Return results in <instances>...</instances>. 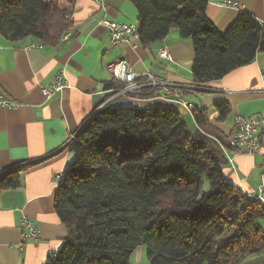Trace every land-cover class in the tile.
Returning <instances> with one entry per match:
<instances>
[{
	"label": "trees",
	"instance_id": "16d2710c",
	"mask_svg": "<svg viewBox=\"0 0 264 264\" xmlns=\"http://www.w3.org/2000/svg\"><path fill=\"white\" fill-rule=\"evenodd\" d=\"M129 1L141 45L164 39L171 28L191 41L193 89L264 53V24L247 12L220 32L207 18L204 0ZM75 2L0 0V36L57 46L74 25ZM123 87L115 79L106 82L104 89L113 90L107 99ZM212 108L214 119L192 105L194 129L169 104L117 99L97 109L68 144L74 160L54 194L67 236L44 264H130L140 246L149 264H243L258 255L264 205L229 181L223 149L234 128L226 135L217 125L230 108L225 102ZM23 168L2 174L0 190L16 188Z\"/></svg>",
	"mask_w": 264,
	"mask_h": 264
},
{
	"label": "crops",
	"instance_id": "0c3cea01",
	"mask_svg": "<svg viewBox=\"0 0 264 264\" xmlns=\"http://www.w3.org/2000/svg\"><path fill=\"white\" fill-rule=\"evenodd\" d=\"M204 1L207 18L220 32L227 30L240 11L264 24V0H226L236 3L237 8L220 5L222 0ZM72 19L73 27L54 47L33 38L11 43L0 36V95L14 105L0 107V176L24 167L18 172L16 188L0 190V264H44L66 238V228L54 210L55 177L62 176L73 162L68 144L82 123L115 100V95L107 99L113 90L104 89V84L114 79L108 65L124 60L131 72L144 78L138 81L140 96L130 101L137 106L161 103L177 107V101L184 99L208 109L214 119L213 104L225 102L230 114L217 128L226 135L236 117H264L263 52L205 88L193 89L188 86L192 79V44L176 28L146 46L136 40L110 47L107 29L100 21L137 25V12L129 0H101L100 4L76 0ZM161 48L167 49L170 60L158 57ZM58 72L64 74L69 88L46 99L42 90ZM152 81L153 85L149 83ZM137 90L138 85H129L124 95ZM189 96H196L197 102H191ZM185 120L190 129L195 128L190 114ZM259 141L255 155H234L232 165L225 168L229 181L247 196L256 192L264 170V127ZM22 217L37 230L38 243L21 244Z\"/></svg>",
	"mask_w": 264,
	"mask_h": 264
},
{
	"label": "built area",
	"instance_id": "2783aa9c",
	"mask_svg": "<svg viewBox=\"0 0 264 264\" xmlns=\"http://www.w3.org/2000/svg\"><path fill=\"white\" fill-rule=\"evenodd\" d=\"M96 4H100L101 0H92ZM220 5L230 8H237V4L231 1L222 0L219 2ZM100 25L104 26L108 32V41L111 48L117 47L122 43H127L135 41L132 37L133 23H121L112 22L106 19L100 21ZM1 49V48H0ZM158 57L165 60H170L168 51L166 48H161L157 51ZM108 71L112 77L119 83L123 84L125 88L129 85H140L138 81L143 80L141 75H136L131 72L129 65L124 61H118L116 63L107 66ZM148 79V78H146ZM150 81V80H148ZM152 83L151 85H153ZM69 88L67 79L64 77L62 72H58L54 75L52 83L45 89L42 90L43 96L49 99L53 94L60 93L64 89ZM122 91V90H121ZM114 94L116 96L123 95ZM179 101V100H178ZM177 101V103H179ZM173 102V101H171ZM174 103V102H173ZM181 106L185 105V102H180ZM0 107L2 108H12L6 107V100H0ZM264 127V117L253 116L247 119L236 117L233 120V136L229 141V144L233 146L232 154H224L227 163L232 165V157L234 155H255L260 148L259 133ZM232 167V166H231ZM58 175L55 177V183ZM258 201H264V170L259 176V184L256 192L253 195H249ZM20 232V242L21 244L31 241L33 243L39 242V234L32 222L27 218L22 217L19 221Z\"/></svg>",
	"mask_w": 264,
	"mask_h": 264
},
{
	"label": "rangeland",
	"instance_id": "374dc122",
	"mask_svg": "<svg viewBox=\"0 0 264 264\" xmlns=\"http://www.w3.org/2000/svg\"><path fill=\"white\" fill-rule=\"evenodd\" d=\"M149 83H154V81H152V82H149ZM121 84V83H120ZM123 85V84H122ZM124 86V85H123ZM125 89V87H123V89H122V91L121 92H123V90ZM138 91H139V89L137 90V92L136 91H134V92H136V93H138ZM148 91V90H147ZM133 92H131V93H128V94H126V95H124V97H123V95H119V96H113L114 98H112V99H115V100H117V99H121V98H123V99H126V100H128V101H131V100H133L132 98V96H130L131 94H132ZM112 97V96H111ZM110 98V97H109ZM108 98V99H109ZM165 98V97H164ZM189 98V100L191 101V102H193L194 104L197 102V99L198 98H196V96H189L188 97ZM165 99H168V98H165ZM170 99H168V101H169ZM110 102H111V100H110ZM163 102V101H162ZM179 103L177 104V110L178 111H181L182 113L183 112H185L186 114L188 113V114H190V111H191V108H183L182 106H181V104H180V102H187V103H190V102H188L187 100H182V99H179V101H178ZM183 111H182V110ZM185 113H183L182 114V117H184V119H185ZM187 126H188V128L190 129V125H188V123H187ZM225 157V156H224ZM226 159V158H225ZM227 161V160H226ZM258 224H259V226L261 227V230L263 231V233H264V219H259L258 221ZM129 263L130 264H149L148 263V261H147V257H146V248L144 247V246H140V247H138V248H136L135 250H134V252L131 254V256H130V258H129ZM243 264H264V247L260 250V252H259V254L258 255H256V256H253V257H250V258H248L245 262H243Z\"/></svg>",
	"mask_w": 264,
	"mask_h": 264
},
{
	"label": "bare ground",
	"instance_id": "6f19581e",
	"mask_svg": "<svg viewBox=\"0 0 264 264\" xmlns=\"http://www.w3.org/2000/svg\"><path fill=\"white\" fill-rule=\"evenodd\" d=\"M132 37L134 38L135 41L138 40L137 26H136V24H133ZM130 91H131V90H129L128 92H130ZM0 100H6V99H5L3 96L0 95ZM11 104H12V103H11L10 101L6 100V107L14 106V105H11ZM182 107H183V108H184V107H185V108H192V105H191L190 103L185 102V105L182 106ZM185 108H184V109H185ZM73 138H74V137H73ZM223 153H224V154H232V153H233V146L229 144V148H227V149H223ZM61 179H62V176L57 177V179H56V183H55L56 186H57L58 183L61 182ZM248 197H249L250 199H253V200H255V201H258V200H256V199L252 198L251 196H248ZM258 202L264 205V201H258Z\"/></svg>",
	"mask_w": 264,
	"mask_h": 264
},
{
	"label": "water",
	"instance_id": "95a60500",
	"mask_svg": "<svg viewBox=\"0 0 264 264\" xmlns=\"http://www.w3.org/2000/svg\"><path fill=\"white\" fill-rule=\"evenodd\" d=\"M71 141V140H70Z\"/></svg>",
	"mask_w": 264,
	"mask_h": 264
}]
</instances>
